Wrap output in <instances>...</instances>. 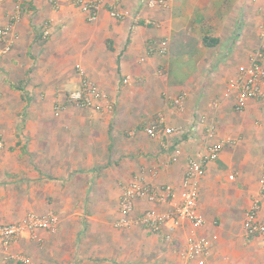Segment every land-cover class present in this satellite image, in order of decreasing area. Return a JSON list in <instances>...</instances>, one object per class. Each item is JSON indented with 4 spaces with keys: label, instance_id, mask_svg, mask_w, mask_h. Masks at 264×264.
Here are the masks:
<instances>
[{
    "label": "crops",
    "instance_id": "0c3cea01",
    "mask_svg": "<svg viewBox=\"0 0 264 264\" xmlns=\"http://www.w3.org/2000/svg\"><path fill=\"white\" fill-rule=\"evenodd\" d=\"M145 1L120 0L129 11L123 20L104 7L96 21L88 22L73 0H58L57 6L51 0H25L20 37L0 60L5 142L0 225L49 211L59 225L55 233L38 229L35 237L0 249V264H192L182 256L188 222L173 242L163 233L117 228L115 222L120 196L132 181L170 184L179 197L188 159L206 144L201 117L217 120L214 141L235 140L206 164L201 180L199 211L205 224L199 234L211 241L208 264H264V234L248 236L243 228L245 213L256 201L264 218V106L249 100L237 111L234 99L225 96L219 108L212 106L220 96L214 78L223 71L229 81L250 63L260 42L264 2L167 0L149 7ZM12 9L13 0H7L0 26ZM204 37L218 42L207 46ZM251 38L256 43L249 48ZM184 49L189 51L173 52ZM180 56L186 58L178 63ZM78 64L106 96L100 111L66 100L82 81ZM173 64H179L178 79L171 77ZM215 64L223 67L213 75L201 68ZM127 76L129 83H123ZM210 76L207 87L199 83ZM180 94L186 97L181 110L173 104ZM58 104H63L59 114ZM160 115L184 132L148 135L144 127ZM153 207L171 209L140 199L134 214Z\"/></svg>",
    "mask_w": 264,
    "mask_h": 264
},
{
    "label": "built area",
    "instance_id": "2783aa9c",
    "mask_svg": "<svg viewBox=\"0 0 264 264\" xmlns=\"http://www.w3.org/2000/svg\"><path fill=\"white\" fill-rule=\"evenodd\" d=\"M7 0H0V13ZM56 6L58 0H51ZM25 0H13V9L9 14L7 23L0 26V60L10 53L18 41L20 35L17 25L24 13ZM264 2V0H263ZM90 22L96 21L101 10L106 7L109 15L117 20L125 19L129 11L120 5V0H73ZM167 0H148L147 6L166 5ZM150 23V21L148 22ZM48 31L44 32L47 37ZM167 48H163L165 52ZM79 73L82 75L80 86L70 90L66 94V100L79 108H93L97 111L103 109L105 94L100 91L98 85L91 80L80 64L77 65ZM130 77L123 79V83H129ZM1 95V91H0ZM185 94H180L173 100V104L178 109H183ZM226 99H234V108L242 111L246 108L249 100L262 102L264 106V17L261 24L260 42L251 54L250 63L242 68L239 73L228 82ZM222 100L213 102L215 108H219ZM63 104H58L57 114ZM109 109L113 107L108 104ZM199 123L206 128V144L204 151L188 159L187 167L181 183L179 197L174 187L170 184L161 187L152 186L138 179L132 181L124 187L119 199V216L116 219L117 228H131L142 226L155 233H163L167 241L173 242L175 233L182 228L185 223L190 224V233L187 246L183 251V258L192 264H208L211 255V241L208 237L199 234V230L205 224V218L199 211V190L201 180L205 171V166L209 161L220 157L223 148L235 143L230 137L219 141H214L218 133V123L215 118L207 121L206 117H201ZM144 131L151 136H164L169 134L183 133L182 127H175L167 124L164 116H158L154 121L144 127ZM136 129L129 130L130 135H134ZM5 146L3 135L0 132V148ZM178 152V151H177ZM233 178V175L230 176ZM264 184V168L263 180ZM140 199L150 202L167 203L171 205L170 210H162L157 207L148 208L139 214H134L136 203ZM260 204L258 201L246 211L243 228L248 236L264 234V218L260 217ZM59 218L55 212L49 211L44 214L31 212L23 222L19 224L0 225V249L7 251L12 244L23 237H35V231L46 229L52 233L57 232ZM19 260L26 263V258L19 257Z\"/></svg>",
    "mask_w": 264,
    "mask_h": 264
},
{
    "label": "rangeland",
    "instance_id": "374dc122",
    "mask_svg": "<svg viewBox=\"0 0 264 264\" xmlns=\"http://www.w3.org/2000/svg\"><path fill=\"white\" fill-rule=\"evenodd\" d=\"M145 4L147 5V1H145ZM88 21V20H87ZM88 22H90V21H88ZM254 39L255 38H251V40H250V42H249V48H251L252 47V44L253 43H256V39H255V41H254ZM259 42V39L257 40V43ZM254 52V51H253ZM178 57V56H177ZM184 58H186V57H183L182 58V56H180L179 57V59H178V63L179 62H181V61H183V59ZM185 60H192L191 59V57H187V59H185ZM183 67H185V66H183ZM222 67L223 66H221V65H219V64H215V65H212L211 67H209L208 65H203V66H201V68H202V70H203V72H205V71H208V74L209 75H213V72H216V73H219L220 72V70H222ZM244 67H246L245 65L244 66H241L240 68H239V70H238V72H237V74L239 73V71L242 69V68H244ZM179 64H178V66L176 65V64H173V66H172V68H171V71H170V74H171V77L172 78H176V79H178L179 78ZM193 65H191V67H190V69L191 70H193ZM77 72H78V70H77ZM193 73L192 74H194L193 76H194V78H198L199 76V73H197V71H192ZM236 74V75H237ZM220 76H217V79H215L214 78V81H215V84L217 85L216 86V90L218 91V93L220 94V96L219 97H217L216 99H214L213 101H216V100H219V101H221L223 98H224V96L226 95V91H227V86H228V82L229 81H225L224 79H223V77L225 76V77H229L228 76V74L227 73H225V72H221L220 74H219ZM201 78V77H200ZM210 78H212V76H210L209 78H208V80H203L202 78V80H200V84L201 85H205L206 87H207V85H209V83H210V81L212 82V80L210 79ZM197 81V80H196ZM215 93V92H214ZM212 106H213V103H212ZM200 190H201V187H200ZM200 190H199V199H200V197H201V192H200ZM200 209V208H199Z\"/></svg>",
    "mask_w": 264,
    "mask_h": 264
},
{
    "label": "trees",
    "instance_id": "16d2710c",
    "mask_svg": "<svg viewBox=\"0 0 264 264\" xmlns=\"http://www.w3.org/2000/svg\"><path fill=\"white\" fill-rule=\"evenodd\" d=\"M203 42H204V44L205 45H207V46H213V45H215L217 42H218V40L216 39V38H211V37H204V39H203ZM190 49V48H189ZM189 49L187 50V49H184L183 51L182 50H176V51H173L175 54H179V53H184V52H187V51H189ZM177 52V53H176Z\"/></svg>",
    "mask_w": 264,
    "mask_h": 264
}]
</instances>
